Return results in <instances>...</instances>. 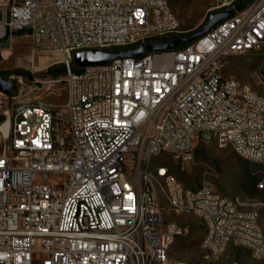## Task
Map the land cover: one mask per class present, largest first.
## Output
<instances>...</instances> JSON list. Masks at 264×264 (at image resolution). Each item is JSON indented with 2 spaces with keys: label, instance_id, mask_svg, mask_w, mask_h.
Returning a JSON list of instances; mask_svg holds the SVG:
<instances>
[{
  "label": "built area",
  "instance_id": "obj_1",
  "mask_svg": "<svg viewBox=\"0 0 264 264\" xmlns=\"http://www.w3.org/2000/svg\"><path fill=\"white\" fill-rule=\"evenodd\" d=\"M238 1L215 0L216 12H234L181 47L74 72L77 52H117L178 34L167 0H0V30L9 28L0 53L28 37L31 54H61L66 91L59 106L10 105V92H0V264H175L161 248L187 229L162 226L150 156L176 152L173 161L185 166L198 144L212 146L220 130H230L225 146L264 165V100L221 70L228 53L264 46V0L242 9ZM256 86L264 88L261 73ZM151 137H158L155 147H148ZM132 191H140V201ZM168 192L176 193L178 213L194 205L205 220L215 218L217 243L237 220L235 250L260 241L254 256H264L257 234L263 204L253 203V223L244 226L246 215H232L207 182L196 190L168 182ZM79 196L91 199V210L70 218ZM75 220L88 237H77Z\"/></svg>",
  "mask_w": 264,
  "mask_h": 264
},
{
  "label": "rangeland",
  "instance_id": "obj_2",
  "mask_svg": "<svg viewBox=\"0 0 264 264\" xmlns=\"http://www.w3.org/2000/svg\"><path fill=\"white\" fill-rule=\"evenodd\" d=\"M167 2L180 23L179 33L170 35L171 37L198 30L207 21L208 15L216 12L213 9L215 0H167ZM31 58L28 37L14 38L13 42L0 53V77L13 82L12 90L6 95L9 104L35 103L39 100L55 106L63 104L66 99L63 75L53 79L45 74L49 68L63 65L60 56L48 51L46 57ZM35 63L39 65L38 68H33ZM259 73L264 75V50L249 51L230 57L222 68L223 76L234 78L240 86H249L262 93V88L256 86V75ZM11 97L15 99L12 101ZM154 160L155 164L166 165L176 180L188 189L196 190L203 182H207L220 195L241 203L243 209L252 208L253 203L263 204L259 209V222L264 231V187L258 188L261 183L264 186V165L241 158L230 145L217 148L198 144L194 150L193 160L185 166L174 162L167 155ZM169 219L186 228L187 233L178 236L164 254L168 262L230 264L240 258L239 264H264V256L255 259L248 253L239 254L231 246L215 259L211 251L203 246L205 228L197 217L185 213L169 216Z\"/></svg>",
  "mask_w": 264,
  "mask_h": 264
},
{
  "label": "bare ground",
  "instance_id": "obj_3",
  "mask_svg": "<svg viewBox=\"0 0 264 264\" xmlns=\"http://www.w3.org/2000/svg\"><path fill=\"white\" fill-rule=\"evenodd\" d=\"M193 1V0H192ZM167 7H169L167 2ZM171 10V9H170ZM171 20L172 22H177V27H180L179 20L175 13L171 10ZM1 38L9 37V28H1L0 30ZM264 50V46L260 47H248L244 53L249 51H260ZM60 56V61H63L64 57L55 52ZM243 54L242 52H230L228 53L221 62V70L224 64L230 57ZM48 55V50H40L32 54L33 59H38L46 57ZM31 58V59H32ZM50 59V58H49ZM45 60V59H44ZM48 60V59H47ZM32 61V60H31ZM46 61V60H45ZM52 61V60H51ZM38 64H34L33 68H38ZM228 79H234L228 77ZM237 85L240 86L237 81ZM247 93L256 97L258 99L264 100V88H262V93L252 89L247 86ZM230 137V130H220L215 142H212V146L208 147H217L223 148L226 145V139ZM158 144V137H151L148 139V147H155ZM163 155H167L172 160H176V152H163ZM194 154H187V161L190 162L193 160ZM159 157V155H151L148 161V173L152 175V184H153V193L155 198L156 210H158L159 219L162 222V226H169L170 220L169 216L178 215V206L175 192H168V182L172 184H177V189L179 190H189L182 183L176 180V178L170 173L168 167L164 164H155L153 160ZM155 161V160H154ZM180 163V162H178ZM253 163L262 164V161H253ZM160 173H167V176ZM127 183H134V175H127ZM210 185V184H209ZM263 184H259L258 188H263ZM211 191H215L210 185ZM219 197H224L219 194ZM133 201H140V191H132ZM226 205H230L232 209V215H246L244 218V226H251L253 223L254 207L250 209H243L241 203L234 202L227 197ZM91 210V199L86 196H79L74 200V206L70 208V218H77L80 216V211ZM171 212V214H170ZM185 213H191L197 217L200 222L204 225L205 236L203 240V246L211 251L213 257L217 259L228 246H231L235 249L236 247V236L238 233V221L230 220V226L225 232V237H219L218 243L216 242V229H215V218H208L205 220L203 216V208L194 205H185ZM174 222V221H172ZM75 233L78 238L88 237V228L83 227L82 220H75ZM257 234L260 236V240H264V231L259 222V215L257 216ZM174 241L165 242L161 248V257L164 258V254L168 251L170 246ZM260 241H249V245L242 247L241 252L243 254L248 253L252 258L260 259L262 257L254 256L256 251H259ZM230 264H238V262H231Z\"/></svg>",
  "mask_w": 264,
  "mask_h": 264
},
{
  "label": "water",
  "instance_id": "obj_4",
  "mask_svg": "<svg viewBox=\"0 0 264 264\" xmlns=\"http://www.w3.org/2000/svg\"><path fill=\"white\" fill-rule=\"evenodd\" d=\"M234 12L232 8H226L222 11L210 13L207 21L194 32H190L185 35L175 37L169 41L149 42L145 46H137L134 48H128L117 52L112 51H80L74 55V63L78 68L86 66L103 65L111 62L114 59L125 57H140L145 51H165L181 47L187 43H190L197 38L206 34L210 29L216 26L219 22L225 20L229 15ZM5 44L3 48H7ZM13 88V82L10 79H4L0 77V92L8 94Z\"/></svg>",
  "mask_w": 264,
  "mask_h": 264
},
{
  "label": "trees",
  "instance_id": "obj_5",
  "mask_svg": "<svg viewBox=\"0 0 264 264\" xmlns=\"http://www.w3.org/2000/svg\"><path fill=\"white\" fill-rule=\"evenodd\" d=\"M250 0H239L238 2H237V5H236V7L238 8V9H242V8H244L245 6H246V4L249 2ZM176 36H174V37H171V36H167V37H164V38H162L161 40H163V41H169V40H173L174 38H175ZM72 70L74 71V72H79V68L73 63L72 64ZM64 66L63 65H61V66H58V67H52V68H49L46 72H45V74L47 75V76H50V77H52L53 79H57V78H59L60 76H62L63 74H64ZM26 75H28L29 77H31L30 76V74H28V73H26Z\"/></svg>",
  "mask_w": 264,
  "mask_h": 264
}]
</instances>
